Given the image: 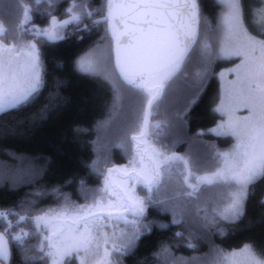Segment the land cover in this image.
Listing matches in <instances>:
<instances>
[{"label": "snow or ice", "instance_id": "obj_1", "mask_svg": "<svg viewBox=\"0 0 264 264\" xmlns=\"http://www.w3.org/2000/svg\"><path fill=\"white\" fill-rule=\"evenodd\" d=\"M12 7L10 0H0V116L28 115L0 126V137L32 143L41 138L44 124L64 114L67 79L58 71L50 76L46 47L74 30L79 40L93 29L100 34L72 61L73 68L102 81L114 101L128 91L143 95L145 104L136 126L116 142L120 156L82 160L91 183L81 176L78 192L61 191L73 174L51 189L55 198L48 204L28 198L26 205L0 206V264H126L125 257L135 254L154 228L171 229V237L156 242L151 261L137 264H264V247L243 242L229 249L216 242L217 235L227 236L229 226L249 216L250 198L257 185H264V28L249 25V14L264 21V0L253 7L246 0H18L20 15L14 21L6 18ZM36 14L42 15L40 22ZM194 55L204 71L182 89ZM218 61L228 67L209 71ZM213 75L220 77V88L209 109L213 125L208 131L219 143L211 145L213 168L196 179L226 195L223 203L197 205L193 215L187 198L197 196L198 185L189 182L191 160L147 138L149 116L171 95L182 102L177 114L183 119ZM80 130V125L72 129L71 143L80 142ZM204 132L199 128L196 135ZM13 154L21 161L35 159ZM44 159L29 165L39 179L60 167L54 157ZM174 161L183 165L186 187L163 196L165 173ZM24 222L31 227H21ZM201 242L208 244V253L196 251ZM181 244L193 250L192 256L176 251Z\"/></svg>", "mask_w": 264, "mask_h": 264}, {"label": "trees", "instance_id": "obj_2", "mask_svg": "<svg viewBox=\"0 0 264 264\" xmlns=\"http://www.w3.org/2000/svg\"><path fill=\"white\" fill-rule=\"evenodd\" d=\"M13 5L6 18L15 20L20 15L17 7L18 0H10ZM37 22L43 17L36 14ZM77 32L74 30L60 42H50L47 47L45 62L49 67L50 76L53 71L66 77L67 84L64 91L69 98V103L64 114L59 118H53L43 125L42 135L39 140L32 143H24L16 137H0V206L28 204V198L48 204L55 198L51 191L57 184H64L67 178L75 174L70 185H65L61 191H71L74 194L79 191V179L81 176L86 183H91L88 176H84L87 168L82 160L93 156L103 158L105 155H121V149L117 148L116 142L125 138V134L134 128L137 121L142 117L144 109V96L136 92L125 91L118 100L114 101V95L110 89L99 79L80 73L72 66V61L87 52L92 47L96 37L100 34L95 29L92 33H84L85 39H77ZM102 48V43H101ZM102 59V51L96 53ZM63 67H60V64ZM228 66L218 61L211 71H218ZM196 82L188 80V76L181 80L182 89H188ZM220 88L218 75H213L208 80L207 88L201 100L186 116L181 119L178 112L182 109V102L171 95H166L154 107H156L155 121L160 122V127L154 133L157 143H162L175 151L186 154L192 162H199L191 152L194 143H219V138L203 134L196 135L197 129H208L213 125L212 115L209 111L212 106L213 97ZM115 106V108H114ZM113 108V109H112ZM28 112H22L12 116H0V126L5 123H14L20 116H27ZM153 116V115H152ZM111 117L107 124L97 128V121H104ZM152 119V117H151ZM187 121V124H184ZM80 125L78 133L79 143H71L68 136L72 129ZM93 142H95L93 144ZM64 145L66 151L60 152L59 146ZM95 148V151H93ZM13 153H25L35 157L34 160L23 161L16 158ZM52 156L60 163L56 172H50L43 179L36 176V168H30V163L39 166L45 163V157ZM173 166L172 171L165 177V185L161 188L163 196L172 195L173 190L182 186L181 175ZM264 195V185H257L249 201V216L239 225L229 226L230 230L225 237L216 236V242L225 248L241 247L243 242H252L258 247H264V224L260 222L261 209L264 205L260 203ZM75 198V195H74ZM192 214L195 215L198 201L188 197ZM20 226L31 227L29 222ZM172 230L154 228L152 233L146 234L135 254L125 257L126 264H137V261H151L149 253L157 241L171 237ZM178 253L185 256H192L193 250L183 244L176 249ZM198 253H208L209 247L206 242H201L196 249Z\"/></svg>", "mask_w": 264, "mask_h": 264}, {"label": "rangeland", "instance_id": "obj_3", "mask_svg": "<svg viewBox=\"0 0 264 264\" xmlns=\"http://www.w3.org/2000/svg\"><path fill=\"white\" fill-rule=\"evenodd\" d=\"M246 3L250 7L259 6L262 3V0H246ZM249 25L254 30H259L261 28H264V21H260V19L258 17H253L251 14H249ZM204 67L205 66L200 61L199 57L194 55L193 58L188 63L187 67H186V71L188 73V80L190 81V80L196 79V81H197L199 79V77H200V74L204 71ZM227 67L228 66H225V67H222V68H227ZM212 69L213 68H210L209 71H211ZM220 70L218 71V73L220 72ZM224 75H225V77H227L228 73L225 72ZM218 78H219V81H220V77L219 76H218ZM144 104H145V97H144ZM156 107L152 111L153 116H152V119H151L149 135L147 137L152 142H156V140L154 138V133L160 127V123H159V126H157V122H159V121L153 120V118L156 116V111H155ZM114 108H115V106H114ZM210 128H208V129H210ZM208 129H205L204 134H208V135H212V136L217 137L215 133H213L211 131H208ZM211 145L212 144H208V143H199V144L198 143H194L191 146V149H192L191 152L193 153V155L196 158H198V160L200 159V161L199 162L196 161L195 163L191 161L192 173L193 174L190 177V181L189 182L193 183V184H197L198 188H197V196L196 197H190V198L198 201L199 205L208 204L209 206H211V204L214 201H218L220 203H223L222 197L224 195H226V193H224L223 189L220 188L219 186L208 185V184L200 182V181H198L196 179L197 175L203 174L205 171L211 170L213 168L214 158H213V156L211 154ZM174 165L175 166L176 165L180 166V168L176 167L174 169V171L177 169L179 171V174L182 177L181 169H182L183 165L179 161H174L173 162L171 169L170 170H166L165 177H166L167 173L172 171V168H173ZM181 181H182V186L186 187V186L183 185L182 178H181ZM203 210L204 209L201 208V211H203ZM201 258L202 259H208L209 257L202 256Z\"/></svg>", "mask_w": 264, "mask_h": 264}, {"label": "water", "instance_id": "obj_4", "mask_svg": "<svg viewBox=\"0 0 264 264\" xmlns=\"http://www.w3.org/2000/svg\"><path fill=\"white\" fill-rule=\"evenodd\" d=\"M158 102H159V101H158ZM158 102H157V103H158ZM157 103H156V104H157ZM156 104H155V105H156ZM155 105H154V106H155ZM154 106H153V107H154ZM152 111H153V109H152ZM152 111H151V114H150V116H149L148 135H149V129H150V125H151V117H152V115H153V114H152Z\"/></svg>", "mask_w": 264, "mask_h": 264}, {"label": "flooded vegetation", "instance_id": "obj_5", "mask_svg": "<svg viewBox=\"0 0 264 264\" xmlns=\"http://www.w3.org/2000/svg\"><path fill=\"white\" fill-rule=\"evenodd\" d=\"M61 40H62V39H60V40H56V41H52V42H56V43H57V42H60Z\"/></svg>", "mask_w": 264, "mask_h": 264}]
</instances>
